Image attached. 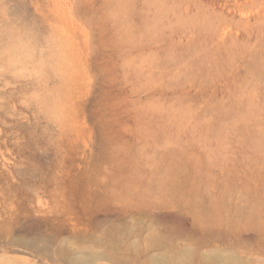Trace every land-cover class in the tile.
I'll use <instances>...</instances> for the list:
<instances>
[{
    "label": "rangeland",
    "instance_id": "obj_1",
    "mask_svg": "<svg viewBox=\"0 0 264 264\" xmlns=\"http://www.w3.org/2000/svg\"><path fill=\"white\" fill-rule=\"evenodd\" d=\"M0 264H264V0H0Z\"/></svg>",
    "mask_w": 264,
    "mask_h": 264
}]
</instances>
